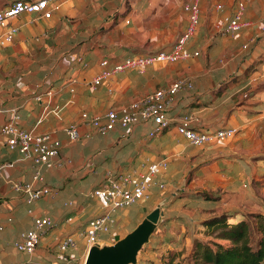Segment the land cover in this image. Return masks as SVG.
<instances>
[{
	"label": "crops",
	"instance_id": "obj_1",
	"mask_svg": "<svg viewBox=\"0 0 264 264\" xmlns=\"http://www.w3.org/2000/svg\"><path fill=\"white\" fill-rule=\"evenodd\" d=\"M14 1L0 0V8ZM191 1L59 0L50 18L24 13L13 21L19 31L11 44L0 47V126L18 114L21 127L53 133L63 143V165L43 170L39 186L53 192L29 205L11 181H31L33 161L11 150L0 133V163L5 165L0 176V264H84L88 249L82 232L90 219L104 213L92 192L106 185L109 175L143 173L149 162L164 157L169 166L157 179L170 186L191 174L207 182L220 175L249 179L254 174L255 166L244 154H252L250 146L264 135V0H200V25L188 43L198 56L125 71L103 85L92 84L104 59L112 66L129 56L172 49L188 25L184 7ZM240 2L250 25L227 33V19ZM180 78L190 79L194 88L175 96L168 108L171 125L156 137L148 136L152 122L117 126L104 136L87 124L97 114ZM185 117L199 130L235 127L238 132L225 143L193 146L177 130ZM72 125L80 133L78 140L66 133ZM161 191L154 186L137 208L118 212L110 239L118 235V224L131 218L141 222L161 204L156 198ZM30 208L36 215L53 217L58 225L27 254L13 244L20 232L33 226ZM68 234L74 235L76 246L66 252L65 261L58 244Z\"/></svg>",
	"mask_w": 264,
	"mask_h": 264
},
{
	"label": "built area",
	"instance_id": "obj_2",
	"mask_svg": "<svg viewBox=\"0 0 264 264\" xmlns=\"http://www.w3.org/2000/svg\"><path fill=\"white\" fill-rule=\"evenodd\" d=\"M200 0H192L185 5V11L189 14V22L185 31L178 37L170 50L135 55L124 58L114 65H109L108 59L101 61V71L94 78V86L103 85L119 73L136 70L144 71L146 68L157 64L176 63L189 60L199 55V51L188 48L189 41L196 35L200 25ZM60 7L59 0H15L13 3L0 8V47L7 46L14 41L19 28L13 21L24 13L34 14L36 18H50L54 10ZM245 5L238 4V8L227 19L225 31L236 34L244 27L250 25L244 18ZM193 82L188 78L175 80L169 86L161 87L149 93L143 98L137 99L120 108H112L103 114L93 116L87 124L92 126L99 135H107L117 126L127 128L140 122H152L153 128L149 131L150 138L166 131L171 125L168 114L169 106L175 96L182 90H192ZM52 93L51 91L49 94ZM19 115L0 126V133L6 138V144L11 150H19L26 158L33 161L34 173L31 181H11V186L16 192L24 193L26 202L32 205L42 197L52 194L48 186H39L44 181L43 170L61 167L60 160L63 143L61 139L51 132L35 133L19 125ZM181 134L189 144L193 146H205L211 143H225L233 139L238 129L235 127H222L216 130H199L190 126L185 117L177 126ZM66 133L71 140H78L80 133L76 126H70ZM0 163V176L4 168ZM169 166L167 157L151 161L143 173L133 172L109 175L106 185L92 192L101 203L104 213L90 219L82 235L87 241V249L91 244L110 239L112 227L116 222V214L129 208L139 201L146 199L151 194L152 187L165 190L166 185L157 179V176ZM29 212L33 215V226L20 232L14 242L17 250L32 254L39 246L43 235L58 223L51 216L36 215L33 209ZM70 220V218L68 219ZM3 226L0 225V231ZM59 249L63 253V259L69 260L66 252L76 246V238L72 234L65 235L59 241Z\"/></svg>",
	"mask_w": 264,
	"mask_h": 264
},
{
	"label": "rangeland",
	"instance_id": "obj_3",
	"mask_svg": "<svg viewBox=\"0 0 264 264\" xmlns=\"http://www.w3.org/2000/svg\"><path fill=\"white\" fill-rule=\"evenodd\" d=\"M251 141L254 139L251 138ZM255 142V145L250 146V150H253L252 154H244L250 159L249 163L255 166L254 174L249 179H228L220 175L221 177H212L207 182L203 178L194 180L191 174L176 179L173 186L166 185V189L159 192L156 198L161 204L156 206H160L165 215L150 241L140 252L138 264H158L170 253L178 255L176 261L188 264L187 259L192 252L188 253V249L190 246L193 247L194 238L213 239L207 235V228L202 225L203 220L208 216L235 212L247 217L254 213L264 214V135L260 133ZM248 155H251L250 158ZM238 172V170L234 171V174ZM195 192L211 194L216 196L217 200L211 202L203 198L193 200L191 195ZM179 198L181 201L176 203ZM138 206L137 203L130 208ZM140 220L141 218H131L121 222L115 228L117 234L125 236ZM229 221L234 222L235 219ZM107 241L113 243L115 240L111 238ZM184 253L185 256H182Z\"/></svg>",
	"mask_w": 264,
	"mask_h": 264
},
{
	"label": "trees",
	"instance_id": "obj_4",
	"mask_svg": "<svg viewBox=\"0 0 264 264\" xmlns=\"http://www.w3.org/2000/svg\"><path fill=\"white\" fill-rule=\"evenodd\" d=\"M189 48V47H188ZM202 194V195H200ZM195 193L193 198L214 200L208 193ZM236 218L235 222H230ZM207 235L213 239L195 237L188 264H264V214L249 217L237 213H221L203 220ZM225 241L226 243H223ZM170 253L158 264H185Z\"/></svg>",
	"mask_w": 264,
	"mask_h": 264
},
{
	"label": "water",
	"instance_id": "obj_5",
	"mask_svg": "<svg viewBox=\"0 0 264 264\" xmlns=\"http://www.w3.org/2000/svg\"><path fill=\"white\" fill-rule=\"evenodd\" d=\"M160 206L148 213L125 236L116 235L114 242L98 241L88 249L84 264H138V256L162 221Z\"/></svg>",
	"mask_w": 264,
	"mask_h": 264
}]
</instances>
